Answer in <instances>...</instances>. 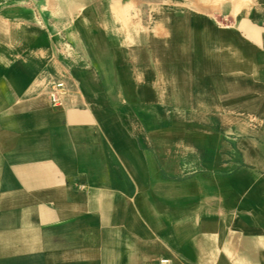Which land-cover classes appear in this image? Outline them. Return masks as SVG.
Masks as SVG:
<instances>
[{"label":"crops","instance_id":"1","mask_svg":"<svg viewBox=\"0 0 264 264\" xmlns=\"http://www.w3.org/2000/svg\"><path fill=\"white\" fill-rule=\"evenodd\" d=\"M163 261L264 264V0H0V264Z\"/></svg>","mask_w":264,"mask_h":264},{"label":"rangeland","instance_id":"2","mask_svg":"<svg viewBox=\"0 0 264 264\" xmlns=\"http://www.w3.org/2000/svg\"><path fill=\"white\" fill-rule=\"evenodd\" d=\"M122 1V0H121ZM65 44H67V45H64V47H65V49H68V50H71V49H73V43H65ZM81 49H83L84 51L85 50H87V46L86 47H84V45L83 44H81V47H80Z\"/></svg>","mask_w":264,"mask_h":264},{"label":"built area","instance_id":"3","mask_svg":"<svg viewBox=\"0 0 264 264\" xmlns=\"http://www.w3.org/2000/svg\"><path fill=\"white\" fill-rule=\"evenodd\" d=\"M58 86H61V85H58ZM56 103V102H55ZM165 263V261H163L161 264H164Z\"/></svg>","mask_w":264,"mask_h":264}]
</instances>
